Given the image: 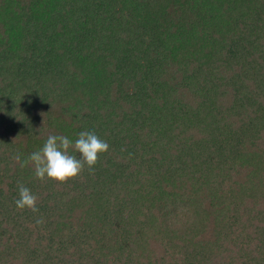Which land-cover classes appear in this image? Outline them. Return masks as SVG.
Returning a JSON list of instances; mask_svg holds the SVG:
<instances>
[{"label":"trees","instance_id":"1","mask_svg":"<svg viewBox=\"0 0 264 264\" xmlns=\"http://www.w3.org/2000/svg\"><path fill=\"white\" fill-rule=\"evenodd\" d=\"M0 264H264V0H0Z\"/></svg>","mask_w":264,"mask_h":264},{"label":"clouds","instance_id":"2","mask_svg":"<svg viewBox=\"0 0 264 264\" xmlns=\"http://www.w3.org/2000/svg\"><path fill=\"white\" fill-rule=\"evenodd\" d=\"M70 149L80 153V157L71 154ZM108 150V142L101 139L95 131H81L75 141L65 135L50 134L41 148L21 162V167L31 164L37 179L63 183L78 176L85 166L93 170L100 154ZM14 159L19 162L20 154L17 153ZM37 201V195L30 188L22 183L18 184V198L14 200L17 209L27 208L34 213L38 212ZM36 223L43 224L44 220L37 219Z\"/></svg>","mask_w":264,"mask_h":264}]
</instances>
